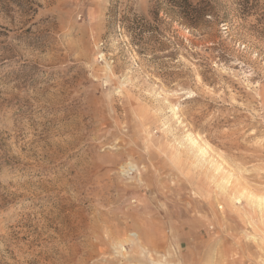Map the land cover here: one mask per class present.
Listing matches in <instances>:
<instances>
[{"label":"rangeland","instance_id":"obj_1","mask_svg":"<svg viewBox=\"0 0 264 264\" xmlns=\"http://www.w3.org/2000/svg\"><path fill=\"white\" fill-rule=\"evenodd\" d=\"M190 1L0 0V264H264V0Z\"/></svg>","mask_w":264,"mask_h":264},{"label":"trees","instance_id":"obj_2","mask_svg":"<svg viewBox=\"0 0 264 264\" xmlns=\"http://www.w3.org/2000/svg\"><path fill=\"white\" fill-rule=\"evenodd\" d=\"M161 9L166 11V13L175 14L189 28H198L209 11L206 6L202 4L195 5L190 0H154L153 10L155 14L158 15ZM155 17L159 18V16ZM159 19L161 20V18ZM149 26L151 27V24H145L142 29L146 31L150 28Z\"/></svg>","mask_w":264,"mask_h":264},{"label":"bare ground","instance_id":"obj_3","mask_svg":"<svg viewBox=\"0 0 264 264\" xmlns=\"http://www.w3.org/2000/svg\"><path fill=\"white\" fill-rule=\"evenodd\" d=\"M228 183V182H227ZM263 198V200H264V197H262ZM261 199V198H260ZM260 202V201H259ZM258 201H257V203H259ZM259 205V204H258ZM260 206H261V203H260Z\"/></svg>","mask_w":264,"mask_h":264}]
</instances>
